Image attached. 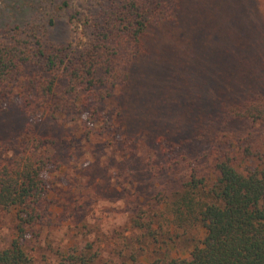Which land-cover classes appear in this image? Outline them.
Returning <instances> with one entry per match:
<instances>
[{"label": "rangeland", "instance_id": "rangeland-1", "mask_svg": "<svg viewBox=\"0 0 264 264\" xmlns=\"http://www.w3.org/2000/svg\"><path fill=\"white\" fill-rule=\"evenodd\" d=\"M37 1L0 0V37L8 27L37 23L45 43H76L81 29L68 23L62 3L48 16ZM80 3L74 9L82 10ZM178 3V21L149 29L148 54L130 66L126 91L108 102L120 113L110 130L97 121L88 127V114L59 126L31 118L19 104L0 112L3 159L22 147L29 125L54 141L44 147L53 158L44 173L47 217L39 240L26 243L35 264H64L65 250L95 257V264H151L166 252L188 258L203 233L171 227L165 199L191 173L211 175L224 151L247 168L262 162L264 121L229 123L225 114L264 97V0ZM139 217L155 235L134 227ZM15 229L14 214L0 209V250Z\"/></svg>", "mask_w": 264, "mask_h": 264}, {"label": "trees", "instance_id": "trees-1", "mask_svg": "<svg viewBox=\"0 0 264 264\" xmlns=\"http://www.w3.org/2000/svg\"><path fill=\"white\" fill-rule=\"evenodd\" d=\"M75 1L41 0L39 9L45 8L52 16L61 2L68 23L76 31L81 29L76 43H45L37 23L2 32L0 112L19 104L31 118L59 126L78 124L88 114L84 121L88 127H93L92 121L101 122L105 132L113 127V117L120 118L119 108L108 109V102L118 91L121 95L126 91L130 66L148 54L145 37L149 29L176 23L179 3L78 0L81 10L74 9ZM37 5L32 0V6ZM54 20L51 17L48 25ZM225 117L229 123L264 121V97L228 108ZM89 134L87 130L86 137ZM53 142L29 125L21 148L5 159L0 151V209L13 213L16 220L13 239L0 250V264H35L26 243L28 237L39 240L47 217L44 173L53 158L44 147ZM165 200L171 227L184 234L187 228L198 230L203 238L194 242L188 258H174L166 252L151 264H264V156L259 165L247 168L244 160L239 162L224 151L211 175L191 173L181 191L169 202ZM144 219H136L134 227L146 229L148 237L155 235ZM60 256L64 264H95L96 260L77 250H65Z\"/></svg>", "mask_w": 264, "mask_h": 264}]
</instances>
